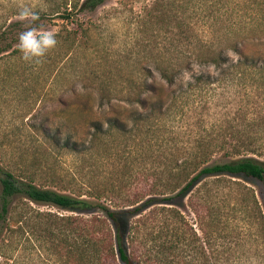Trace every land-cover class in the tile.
Segmentation results:
<instances>
[{"label": "trees", "instance_id": "1", "mask_svg": "<svg viewBox=\"0 0 264 264\" xmlns=\"http://www.w3.org/2000/svg\"><path fill=\"white\" fill-rule=\"evenodd\" d=\"M108 1L41 0L35 23L62 22L57 47L38 65L55 85L56 128L46 115L33 125L28 151L8 155L0 145L1 264L19 257L27 233L67 264H196L208 259L206 222L220 232L216 241L232 227L234 251L246 257L236 264H264V195L239 181L264 185V2H255L247 21V8L222 0H153L135 22L138 46L154 39L151 53L121 69V81L109 70L84 83L98 29L83 17ZM32 23L12 21L0 32V56L20 53L17 31ZM230 91L249 105L212 115ZM43 95H51L46 87ZM120 139L134 146L132 159L121 155L122 169H64L67 162H104ZM76 173L96 174L87 181ZM135 186L145 191L129 193ZM196 193L203 237L182 212ZM219 247L226 252L225 243Z\"/></svg>", "mask_w": 264, "mask_h": 264}, {"label": "rangeland", "instance_id": "2", "mask_svg": "<svg viewBox=\"0 0 264 264\" xmlns=\"http://www.w3.org/2000/svg\"><path fill=\"white\" fill-rule=\"evenodd\" d=\"M257 1L259 3L264 2V0H222L223 3H230L240 9L247 8L248 12L244 16V20L247 21L254 17L253 9L258 6L255 3ZM152 2L153 0H109L96 13L84 15L83 19L91 25H97L96 31L98 29L95 40L91 41L98 48V53L89 54L90 64L86 66V82L84 83L91 81L96 71L105 74L104 71L109 70H112L114 75H117V80L121 81V69H132L138 57L151 53L154 39L150 34L151 43L138 46L139 36L136 34L135 22L137 15ZM20 3L33 6L37 12H39L41 7V0H0V32L5 31L12 21H21L17 16L18 5ZM61 23L60 20H55L52 23L48 22L47 29L57 31ZM26 27L27 25L23 26V31ZM21 31H17V34L19 35ZM18 35L16 44L18 43ZM165 38H169V35ZM149 66L152 65L149 64ZM196 70H201V68H196ZM185 78L188 80L189 76L187 75ZM45 87L50 91L51 95L49 97H44L43 95V88ZM78 87H82V85L80 84ZM55 93V85L52 83V78L48 76L45 69L42 70L38 68V65L26 63L21 58L20 53L16 57H8L6 54L0 56V145L2 144L5 147V153L9 155L12 152L28 151L33 146L31 136L38 132L37 126L34 127L33 125L41 123V120L46 115L52 119L50 124L51 129L56 128L54 119L56 118V108L58 105L54 100L56 97L53 94ZM239 101L240 98L235 96V92H226L219 99L218 104L220 107L212 109L211 113L212 115L220 113L218 115L220 118L224 113L233 115L241 105H245V107L249 105L247 102L242 103ZM131 145L132 141L121 139L117 143L111 142V150L108 154L110 158L104 162L88 159L86 161L82 160V163H78L77 165L67 162L64 164V169L75 171V166L79 169V166H83L85 168L84 173H88L91 170L97 171L96 173L110 171L117 165V167L122 169L125 162L120 157L121 155L122 157L126 155V158L132 159L129 153L134 150V146ZM215 160H221L220 156H217ZM84 173H76L77 178L89 181L96 174L90 173L87 176ZM239 181L256 191L259 197L260 194L264 195V185L259 181L252 179H240ZM137 188L135 186L133 189H129L128 192L134 195L145 191L144 188L142 191ZM215 193V189H210L211 195ZM185 202L190 206L182 210L187 220L186 222L199 237H203L200 223L203 222L202 217L205 214L201 194L196 193L190 200L187 199ZM108 205L112 209L118 208V205L111 204L110 202H108ZM33 207L44 213H54L60 216L73 215V213L53 206L33 205ZM154 209L160 208H153L152 210ZM159 215L163 217V214ZM203 228L206 231L212 232L210 236L211 244L210 246L208 245L210 247L208 249V259L204 261L202 259L195 260L196 264H236L241 259V261H246V257L238 255L234 251L237 248L235 241H232L233 233H231V226L222 231L221 236L225 238L217 241L216 237L219 236L220 232H217L216 228L211 229L208 226V222H206ZM36 238V236L27 233L24 237L19 257L17 259L16 257L13 258L8 264H67L60 256L55 254L50 243L38 241ZM222 242L226 245V252L219 254L224 251L219 247ZM219 250L220 252L218 253ZM1 263H3V259H0Z\"/></svg>", "mask_w": 264, "mask_h": 264}, {"label": "clouds", "instance_id": "3", "mask_svg": "<svg viewBox=\"0 0 264 264\" xmlns=\"http://www.w3.org/2000/svg\"><path fill=\"white\" fill-rule=\"evenodd\" d=\"M17 16L21 21L33 23L32 26L26 27L24 31L19 33L16 48L26 63L41 65L48 53L57 47L59 43L57 34L35 23L40 17L33 6L20 3L18 5ZM183 76L184 74L182 73L181 77H177V80L179 81Z\"/></svg>", "mask_w": 264, "mask_h": 264}]
</instances>
